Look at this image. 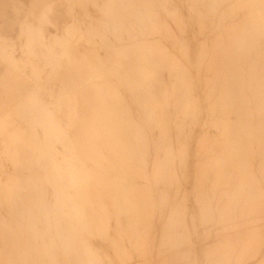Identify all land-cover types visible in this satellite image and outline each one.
I'll use <instances>...</instances> for the list:
<instances>
[{"label":"rangeland","instance_id":"obj_1","mask_svg":"<svg viewBox=\"0 0 264 264\" xmlns=\"http://www.w3.org/2000/svg\"><path fill=\"white\" fill-rule=\"evenodd\" d=\"M262 19L264 0H0V264H264ZM236 56L260 109L239 91L253 116L212 125Z\"/></svg>","mask_w":264,"mask_h":264},{"label":"bare ground","instance_id":"obj_2","mask_svg":"<svg viewBox=\"0 0 264 264\" xmlns=\"http://www.w3.org/2000/svg\"><path fill=\"white\" fill-rule=\"evenodd\" d=\"M150 3H151V2H150ZM262 21H264V19L259 20V24L262 25V26H264L263 24H261V23H264V22H262ZM256 22L258 23V21H256ZM260 25H259V26H260ZM252 26H253V25H252ZM252 26H251V27H252ZM258 28H259V27H258ZM249 29H250V28H249ZM253 31L256 32L257 30H256V31L253 30ZM263 32H264V31H263ZM263 32H262V33H263ZM249 33H250V32H249ZM257 33H258V31H257ZM257 33H256V35H257ZM262 33H260V36H261ZM262 35H263V34H262ZM239 36H240V34H239ZM239 36H237V37H239ZM261 37H263V36H261ZM239 39H240V38H239ZM239 39H238V40H239ZM240 40H241L242 42H241V43L239 42L240 44L238 45V48H239V52H242V54H243V53L245 52V48H246V46H245L243 40H242V39H240ZM251 40H253V39L251 38ZM237 43H238V42H236V45H237ZM228 45H229V44H228ZM244 47H245V48H244ZM226 48H227V47H226ZM235 48H236V47H235ZM235 48H234V50H235ZM238 48H237V49H238ZM227 49H228V48H227ZM246 49H247V48H246ZM228 50H229V49H228ZM226 51H227V50H226ZM226 51L224 50V53H225V54H226ZM232 51H233V49H232ZM235 51H236V50H235ZM235 51H233V52H235ZM229 52H230V51H228V53H229ZM247 52H248V50L246 51V53H247ZM203 53H204V52H203ZM228 53H227V54H228ZM225 54L223 55L224 57H226ZM236 54H237V53H236ZM243 55H244V54H243ZM223 56L221 55V57H223ZM243 57H244V56H243ZM241 58H242V57H241ZM218 59H219V57H218ZM238 59H239V58H237V56H236L233 60H232V58H231V60H227V58L222 59V60L225 61L226 64H229V66H228L227 68L230 69V71H232V72H231L232 75H230V71H228V70H226V71H227L226 73L229 72V74L224 73V74H226V75H230V77L232 76V77H231V81H232L233 83H232V86H231L230 88H231V89H232L233 87H236V88H234L235 90L233 89L234 92H232V90H230L232 93H230L229 97L227 96L228 99L230 98V105L233 106L232 109H231V108H230V105H228V107L230 108V113L228 114V117H227V118L225 117L226 115L222 112V109H223V108L221 107V105H220V107H221L222 109L219 107V104H223V103H221V102H222L221 99H220L221 102H220L219 100H217V101L219 102L218 105H217V104H214V103H216V101H213V102H214L213 104H214V105H217V106L219 107V110L221 109V112L218 111V113H219V114L221 113V115H219V117H218V116H217L218 113L216 112L217 115H216V114H215V115L217 116V117H216L217 119H215V117H213V119H215V121H212V122H211L212 125H216V124L218 123V120H221V119H222V120H228V121L230 122L231 118H233L234 121H236V120L238 121L241 117H242V119H243V117L245 118L247 115L249 116L250 111L247 110V109H248V106H246L247 104H246V103H242L243 105L241 106V101L239 102V98H240V100L242 99V100L244 101V99H245V97H246L247 101L250 103V106H253L254 109H255V107L258 108V105H259V104L257 105V103L260 102V99H259L256 95H254V87H253V85H252L253 82H252V84H251L252 86H251V87L249 86V87L247 88L248 91H246V87L242 86L244 80L242 81V79H241V78H242V75H241V73H240V72H241V69H242L241 66H239L238 68H237V66H234V67H233V65H234L235 62H237V63L240 62ZM212 60H213V59H211V61H212ZM222 60L220 59L219 62L221 63ZM226 60H227V61H226ZM234 60H236V61H234ZM240 60H241V59H240ZM263 60H264V59H263ZM231 62H232V63L234 62L233 65H232L233 68L230 67V63H231ZM242 62H243V58H242ZM244 62H245V61H244ZM232 63H231V64H232ZM235 64H236V63H235ZM219 65H220V64H219ZM221 65H222V64H221ZM169 66H170V65H169ZM244 68H245V67H244ZM210 69H211V68H210ZM212 70H213V69H212ZM214 70H215V69H214ZM210 72H211V71H210ZM222 72H223V71H222ZM247 72H248V71H247ZM212 73H213V71H212ZM214 73H215V72H214ZM208 74H211V73H208ZM215 74H216V73H215ZM217 74H218V73H217ZM217 74H216V75H217ZM219 74H220V73H219ZM184 75H185V74H184ZM212 75H213V74H212ZM206 76H207V75H206ZM217 76H218V75H217ZM220 76H221V75H220ZM258 76H259V75H258ZM184 77H185V76H184ZM218 77H219V76H218ZM225 77H226V76H224V78H225ZM230 77H229V78H230ZM249 77H250V76H249ZM175 78H176V77H175ZM206 78H208V77H206ZM229 78H228V80H229ZM247 78H248V77H247ZM166 79H167V78H166ZM166 79H165V80H166ZM210 79H212V78H210ZM216 79H217V78H216ZM226 79H227V78H226ZM254 79H255V78H254ZM207 80H209V79H207ZM207 80H205V81H207ZM218 80H220V79H218ZM224 80H225V79H224ZM228 80H227V81H228ZM247 80H248V79H247ZM263 80H264V79H263ZM175 81H176V79H175ZM216 81H217V80H216ZM216 81H215V82H216ZM222 81H223V80H222ZM249 81H250V80H249ZM256 81H257V80H256ZM162 82H163V81H162ZM228 82H229V84H230V80H229ZM220 83H221V81H220ZM220 83H219V84H220ZM222 83H223V82H222ZM225 83H226V82H225ZM262 83H263V82H262ZM257 84H258V83H257ZM257 84H256V85H257ZM225 85H226V84H225ZM227 85H228V84H227ZM244 85H245V83H244ZM213 86H214V85H213ZM214 87H215V86H214ZM227 87H228V86H227ZM256 87H257V86H256ZM181 88H182V87H181ZM209 88H210V87L208 86V89H209ZM212 88H213V87H212ZM82 89H83V87H82ZM185 89H186V88H185ZM191 89H192V88H191ZM205 89H207V88L205 87ZM213 89H214V88H213ZM223 89H224V86H223ZM223 89H222V90H223ZM225 89H226V88H225ZM227 89H228V88H227ZM227 89H226L225 92H224V93H226V95L229 94V92L227 91ZM236 89H239V90L237 91ZM252 89H253V91H252ZM257 89H258V88H257ZM211 90H212V89H211ZM85 91H86V90H85ZM215 91L217 92V86H216V90H214V92H215ZM239 91L242 92V95L245 93L244 96L246 95V92H249V96H250V97H247V95H246L245 97H242V96H241V92H239ZM261 91H262V90H261ZM219 92H220V91H219ZM186 93H187V92H186ZM210 93H213V92H210ZM224 93H223V94H224ZM197 94H198V93H197ZM206 94H207V93H206ZM215 94H216V93H215ZM259 94H260V92H259ZM83 95H85V94L83 93ZM86 95H87V94H86ZM103 95H104V94H103ZM207 95H208V94H207ZM253 95H254V96H253ZM81 96H82V95H81ZM96 96H97V95H96ZM205 96H206V95H205ZM205 96H204V98H205ZM252 96H253V97H252ZM87 97H88V96H87ZM211 97H212V95H211ZM214 97H215V96H214ZM214 97H212V98H214ZM216 97H217V96H216ZM218 97H219V96H218ZM220 98H221V97H220ZM222 98H223V97H222ZM225 98H226V97H225ZM210 99H211V98H210ZM216 99H217V98H216ZM216 99H214V100H216ZM263 99H264V98H263ZM80 100H81V99H80ZM207 100H208V99H207ZM223 100H224V99H223ZM84 101H85V100H84ZM205 101H206V100H205ZM96 102H97V101H96ZM208 102H209V101H208ZM210 102H211V101H210ZM210 102H209V103H210ZM218 102H217V103H218ZM86 103H87V101H86ZM93 103H94V102H93ZM196 103H198V102H196ZM206 103H207V102H206ZM255 103H256V104H255ZM81 104H82V103H81ZM88 104H89V103H88ZM173 104H174V103H173ZM245 104H246V105H245ZM95 105H96V104H95ZM214 105H213V107H214ZM244 105L247 107V109H245V106H244ZM207 106H208V103H207L206 107H207ZM209 106H210V105H209ZM222 106H224V105H222ZM250 106H249V107H250ZM82 107H83V106H82ZM86 107H87V106H86ZM194 107H195V106H194ZM200 107H201V105H200ZM211 107H212V106H211ZM213 107H212V109H213ZM225 107H226V106H225ZM104 108H105V107H104ZM111 108H112V107H111ZM195 108H196V107H195ZM197 108H198V107H197ZM207 108L209 109L210 107H207ZM207 108H206V109H207ZM83 109H84V108H83ZM85 109H87V108H85ZM214 109H215V108H214ZM216 109H218V108H216ZM249 109H251V107H250ZM252 109H253V108H252ZM254 109H253V110H254ZM258 109H260V108H258ZM258 109H257V110H258ZM198 110H199V109H198ZM226 110H227V109H226ZM245 110H246V111H245ZM207 111H208V110H207ZM207 111L205 110L206 113H207ZM211 111H213V110H211ZM211 111H210V109H209L208 113H210ZM254 111H255V113H256V110H254ZM254 111H253V112H254ZM258 111H259V110H258ZM225 112H226V111H225ZM228 112H229V110H228ZM248 112H249V113H248ZM251 112H252V111H251ZM197 113H198V112H197ZM214 113H215V111H214ZM255 113H253V114H255ZM199 114H200V113H199ZM222 114H224L225 116L223 117ZM226 114H227V113H226ZM232 114H233V115H232ZM250 114H251V113H250ZM257 114H258V113H257ZM209 115H210V114H209ZM251 115H252V114H251ZM251 115H250L249 118H251ZM259 115H260V114H259ZM197 116H198V115H197ZM210 116H211V115H210ZM210 116H209V117H210ZM252 116H253V115H252ZM254 116H255V115H254ZM207 117H208V116H207ZM255 117H256V116H255ZM260 117H261V116H260ZM225 118H226V119H225ZM247 118H248V117H247ZM253 118H254V117H253ZM205 119H206V118H205ZM208 119H210V118H208ZM211 119H212V116H211ZM211 119H210V121H211ZM254 119L256 120V118H254ZM254 119H253V120H254ZM255 120H254L253 122L251 121L252 123L249 122L248 124H249V125H256V126H257V125L259 124V122H257L258 120H257V121H255ZM232 121H233V120H232ZM248 121H249V119H248ZM248 121H247V122H248ZM221 122H222V121H221ZM96 123H97V122H96ZM103 123H104V122H103ZM237 123L239 124V121H238ZM204 124H206V123H204ZM229 124H230V123H229ZM240 124L242 125L243 123L240 122ZM206 125H207V124H206ZM101 126H102V125H101ZM104 126H105V125H104ZM233 126H234V125H233ZM246 126H247V125H246ZM259 126H260V125H259ZM235 127H236V125H235ZM260 127H261V126H260ZM210 128H211V127H210ZM214 128H215V127H213V129H214ZM240 128H241V127H240ZM204 129H205V128H204ZM211 129H212V128H211ZM233 129H234V128H233ZM241 129H242V128H241ZM251 129H252V128H251ZM214 130H215V129H214ZM214 130H213V131H214ZM234 130H235V129H234ZM237 130H238V132H239V128H238V127H237ZM106 131H107V130H106ZM232 131H233V130H232ZM242 131H243V130H242ZM204 132H205V131H204ZM204 132H203V133H204ZM216 132H217V131H216ZM236 132H237V131L235 130V133H236ZM205 133H207V131H206ZM217 133H218V132H217ZM259 133H260V132H259ZM207 134H209V132H208ZM214 134H215V133H214ZM98 135H99V134H98ZM156 136H157V135H156ZM204 136H205V134H204ZM208 136H209V135H208ZM220 136H221V134H220ZM225 136H226V135H225ZM227 136H229V135L227 134ZM248 136H249V135H248ZM216 137H217V134H216ZM221 137H223V136H221ZM241 137H242V136H241ZM241 137H239L240 140H243V139H241ZM228 138H229V137H228ZM231 138H232V137H231ZM220 139H221V138H220ZM222 139H223V138H222ZM251 139H252V138H251ZM217 140H218V139H217ZM238 140H239V139H238ZM225 141H226V140H225ZM228 141H229V140H228ZM222 142H223V141H222ZM239 142H240V141H239ZM241 142H242V141H241ZM110 143H111V142H110ZM144 143H145V142H144ZM252 143H253V142H252ZM226 144H227V143H226ZM106 145H107V144H106ZM144 145H145V144H144ZM210 145H211V143H210ZM213 145H214V144H213ZM252 145H253V144H252ZM207 146H208V145H207ZM216 146H217V145H216ZM231 146H232V144H229V143H228L227 145H225V146L221 145V146H220V149H218V150H219L218 155H219V154H220V155H224L225 158H226L227 156H228V157H231V158H234V159L239 158V157H240V156H239L240 154L238 153V150H235V148H232ZM124 147H125V146H124ZM248 147H249V146H248ZM86 148H87V147H86ZM205 148H206V147H205ZM197 149H198V148H197ZM214 149H215V148H214ZM111 150H112V149H111ZM216 150H217V149H216ZM252 150H253V149H252ZM186 151H187V150L185 149V152H186ZM211 151H212V149H211ZM202 152H203V151H202ZM204 152H205V151H204ZM207 152H209V151H207ZM216 152H217V151H216ZM216 152L214 151V153H216ZM182 153H183V152H182ZM182 153H181V154H182ZM197 153H198V152H197ZM199 153H200V152H199ZM209 153H210V152H209ZM185 154H186V153H185ZM205 154H206V153H205ZM205 154H204V155H205ZM210 154H211V153H210ZM212 154H213V152H212ZM258 154H259V153H258ZM186 155H188V154H186ZM206 155H207V154H206ZM206 155H205V156H206ZM215 155H217V153H216ZM218 155H217V156H218ZM197 156H198V155H197ZM202 156H203V155H202ZM205 156H203L204 159H205ZM208 156H210V155H208ZM211 156H213V155H211ZM250 156H251V155H250ZM155 157H156V156H155ZM195 157H196V156H195ZM198 157H199V156H198ZM222 157H223V156H222ZM222 157H221V158H222ZM248 157H249V156H248ZM261 157H262V156H261ZM189 158H190V157H189ZM212 158H213V157H211V159H212ZM225 158H224V159H225ZM245 158H246V157H245ZM254 158H255V157H254ZM170 159H171V158H170ZM178 159H179V158H178ZM202 159H203V158H202ZM202 159H201V160H202ZM206 159H207V158H206ZM213 159H215V157H214ZM228 159H229V158H228ZM127 160H128V159H127ZM186 160H187V158H186ZM199 160H200V159H199ZM199 160H198V161H199ZM207 160H208V159H207ZM226 160H227V158H226ZM257 160H258V159H257ZM234 161H235V160H234ZM196 162H197V161H196ZM200 162H201V161H200ZM205 162L207 163V161H204V165H206ZM209 162H210V160H209ZM212 162H214V161L212 160ZM212 162H211V163H212ZM230 162H231V161L228 160V161L226 162V164H230ZM143 163H144V162H143ZM201 163H202V162H201ZM201 163H200V164L197 163V164H198V165H201ZM223 163H224V162H223ZM231 163H232V162H231ZM207 164H208V163H207ZM194 165L197 166L196 164H194ZM202 165H203V164H202ZM239 165H240V164H239ZM147 166H148V165H147ZM206 166H207V165H206ZM206 166H205V167H206ZM208 166H209V165H208ZM211 166H212V165H211ZM211 166H210V167H211ZM127 167H128V166H127ZM186 167H188L187 164H186ZM197 167L199 168V167H201V166H197ZM197 167H196V168H197ZM205 167H204V168H205ZM212 167H213V166H212ZM212 167H211V169L214 168V167H213V168H212ZM223 167H224V166H223ZM223 167H222V168H223ZM228 167H229V165H227V166L225 165V168H227L226 171L230 172V169H228ZM102 168H103V167H102ZM231 168H232V167H231ZM194 169H195V168H194ZM194 169H193V170H194ZM207 169L209 170V167H207ZM214 169H215V168H214ZM188 170H189V169H188ZM198 170H199V169H198ZM198 170H197V171H198ZM205 170H206V169H205ZM205 170H204V171H205ZM218 170H222V171H224V170L221 169V168L218 169ZM199 171H201V168H200ZM199 171H198V172H199ZM222 171H221V172H222ZM252 171H253V170H252ZM209 172H211V171H209ZM209 172H207L208 175H209ZM213 172L216 173L217 171L214 170ZM213 172H212V174H215V173H213ZM218 172L221 173L220 171H218ZM224 172H225V171H224ZM106 173H107V172H106ZM205 173H206V171H205ZM205 173H203V170H202L200 175L202 176V174H205ZM219 173H217V174L214 175L213 180H214V182H215L216 184H218V185L221 186L223 189H225V191H222L223 189L220 187V188L222 189V190H221L222 192H227V190L230 189V186H232L231 184H232V180H233V177H232L233 174H232L231 172H230V173H231L232 175H230L229 173H228V174L225 173V175H224V177H223V176H222V173H223V172H222L221 174H219ZM252 173H253V172H252ZM212 174H211V175H212ZM223 174H224V173H223ZM217 175L220 176L219 179L216 178ZM248 175H249V174H248ZM196 176H198V175H196ZM201 176H200V177H201ZM209 176H210V175H209ZM230 176H231V177H230ZM251 176H252V175H251ZM258 176H259V175H258ZM198 177H199V176H198ZM205 178H209V177L207 176V177H205ZM170 179H171V178H170ZM198 179H199V178H198ZM210 179H212V178H210ZM263 179H264V178H263ZM177 180H178V179H177ZM203 180H204V178H203ZM213 180H212V181L210 180V181L213 182ZM201 181H202V180H201ZM175 182H176V181H175ZM197 182H198L197 184H199V181H197ZM208 182H209V180H208ZM250 182L252 183V181H250ZM253 182H254V181H253ZM194 184H195V183H194ZM200 184H202V183H200ZM210 184H211V183H210ZM213 184H214V183H213ZM187 185H188V184H187ZM205 185H206V183H205ZM211 185H212V184H211ZM218 185H217V186H218ZM202 186H203V184H202ZM202 186H201V187H202ZM214 186H215V185H214ZM214 186H213V187H214ZM209 187H210V186H208V189H209ZM213 187L211 188L212 190H213ZM194 188H195V186H194ZM197 188L199 189V187H197ZM203 188H205V187H203ZM206 188H207V186H206ZM206 188H205V190H206ZM217 188L219 189V187H217ZM217 188H215V189H217ZM234 188H235V187H234ZM251 188H252V190H253V191H252V194H257L255 190H257V188L259 189V187L256 186V183H253V184L251 185ZM251 188H250V189H251ZM200 189H202V188H200ZM218 189H217L216 191H218ZM232 189H233V188H232ZM260 189H261V188H260ZM234 190H235V189H234ZM202 191H203V189H202ZM207 191H208V190H207ZM209 191H210V190H209ZM209 191H208V192H209ZM244 191H245V190H244ZM196 192H198V194H200V193H199L200 191H197V190H196ZM196 192H194V193L197 194ZM210 192H211V191H210ZM189 193H190V192H189ZM206 193H207V192H206ZM206 193H204V194H206ZM232 193H234V192H232ZM141 194H142V193H141ZM198 194H197V195H198ZM201 194L204 195L203 192H202ZM210 194H211V193H210ZM214 194H215V192H214ZM227 194H228V193H227ZM227 194H225V195L222 194V195H223V196H226ZM234 194H235V193H234ZM250 194H251V193H250ZM197 195H196V196H197ZM202 195H201V196H202ZM207 195L209 196V194H207ZM211 195H212V194H211ZM216 195H217V194H216ZM220 195H221V194H220ZM228 195H229V194H228ZM230 195H232V194H230ZM230 195H229V197H230ZM190 196H191V194H190ZM196 196H195V197H196ZM208 196L205 198V199H207L206 201H208ZM240 196H241V195H240ZM243 196H244V195H243ZM199 197H200V195H199ZM199 197H198V200H200V198H201V197H200V198H199ZM202 197H203V196H202ZM210 197H211V196H210ZM210 197H209V198H210ZM219 197H220V196H219ZM221 197H222V196H221ZM226 197H228V196H226ZM254 197H255V196H254ZM215 198H216V197H215ZM235 198H237V197H235ZM241 198H242V197H241ZM241 198H240V199H241ZM185 199H186V198H185ZM216 199H217V198H216ZM216 199H214V200L216 201ZM225 199H226V198H225ZM238 199H239V198H238ZM195 200H196V198H195ZM198 200H197V201H198ZM201 200H203V202H200V203L203 204V203H204V199H201ZM211 200H213V199L211 198ZM214 200H213V201H214ZM219 200H221V198H220ZM219 200H218V201H219ZM235 200H236V199H235ZM208 202H209V201H208ZM224 202H225V200H224ZM237 202H239V201H237ZM197 203H198V202H197ZM212 203H213V202H212ZM212 203H211V205H212ZM198 204H199V203H198ZM204 204H205V203H204ZM204 204H203V205H204ZM222 204H223V203H222ZM214 205H215V204H214ZM236 205H237V204H236ZM200 206H201V204H200ZM200 206H199V207H200ZM204 206H205V205H204ZM204 206H203V207H204ZM206 206H207V205H206ZM237 206H238V205H237ZM250 206H251V205H250ZM203 207H201V208H203ZM207 207H208V206H207ZM217 207H218V206H217ZM220 207H221V206H220ZM239 207H240V206H239ZM152 208H153V207H152ZM204 208H205V207H204ZM204 208H203L202 210H204ZM211 208H212V207H211ZM211 208H210V209H211ZM213 208H214V207H213ZM215 208H216V207H215ZM198 209H199V208H198ZM210 209H207V211H206V210H205V211L209 213L208 210H210ZM226 209H227V208H226ZM234 209H235V208H234ZM263 209H264V208H263ZM212 210H213V209H212ZM212 210H211V211H212ZM221 210H223V208H221ZM255 210H256V209H255ZM227 211H228V210H227ZM227 211L225 210L224 213H226ZM238 211H239V210H238ZM212 212H213V211H212ZM243 212H244V211H243ZM245 212H246V211H245ZM217 213H220V212L218 211V212H216V213H214V214L217 215ZM221 213H223V212H221ZM247 213H248V212H247ZM202 214L204 215V213H202ZM202 214H201V215H202ZM209 214H210V213H209ZM211 214H212V215H211L210 217L212 218L213 213H211ZM31 215H32V214H31ZM207 215H208V214H207ZM207 215H206V216H207ZM218 215H220V214H218ZM228 215H229V214H228ZM228 215H227V216H228ZM249 215H250V214H249ZM206 216H205V218H206ZM190 217H192V216H190ZM200 217L202 218V216H200ZM208 217H209V216H208ZM208 217H207V218H208ZM213 217H215V216H213ZM216 217H217V216H216ZM219 217H220V216H219ZM221 217H222V216H221ZM228 217H229V216H228ZM257 217H258V216H257ZM207 218H206V219H207ZM217 218H218V217H217ZM217 218H215V219H217ZM255 218H256V217H255ZM209 219H210V218H209ZM220 219H222V221H223L224 218L222 217V218H220ZM152 220H153V219H152ZM183 220H184V219H183ZM202 220H203V218H202ZM204 220H205V219H204ZM211 220H212V219H211ZM211 220H210V221H211ZM217 220H218V219H217ZM226 220H227V219H226ZM228 220H229V219H228ZM231 220H232V219H231ZM242 220H243V219H242ZM251 220H252V219H251ZM210 221H208V222L210 223ZM212 221H213V220H212ZM212 221H211V223H213ZM219 221H220V220H219ZM205 222H206V221H205ZM215 222H216V221H215ZM225 222H226V221H225ZM227 222H228V221H227ZM243 222H244V221H243ZM251 222H253V221H251ZM217 223H220V222L217 221ZM222 223H223V222H222ZM259 223H260V222H259ZM213 224H214V223H213ZM213 224H212V225H213ZM215 224H216V223H215ZM224 224H225V223H224ZM229 224H230V223H229ZM244 224H245V222H244ZM246 224H247V223H246ZM251 224H252V223H251ZM150 225H151V224H150ZM206 225H208V224H206ZM212 225H211V226H212ZM220 225H221V224H220ZM249 225H250V224H249ZM228 226H229V225H228ZM256 226H257V225H256ZM202 227H203V225H202ZM212 228H214V227H211V228L207 231V233L211 234V233H212V230H211ZM231 228H232V227H231ZM241 228H242V227H241ZM249 228H250V227H249ZM256 228H257V227H256ZM216 229H217V228H216ZM232 229H233V228H232ZM235 229H236V228H235ZM253 229H254V228H253ZM20 230H21V229H20ZM161 230H162V229H161ZM213 231H214V230H213ZM240 231H241V230H240ZM260 231H261V230H260ZM232 232H233V231H232ZM245 232H246V230H245ZM207 233H205V234H207ZM216 233H217V232H216ZM209 234H207V235H209ZM240 234H241V233H240ZM188 235H189V234H188ZM207 235H206V236H207ZM260 235H261V234H260ZM75 236H76V235H75ZM201 236H202V235H201ZM201 236H200V237H201ZM154 237H155V236H154ZM190 237H191V236H190ZM207 237H208V236H207ZM221 237H222V236H221ZM239 237H240V236H239ZM246 237H247V236H245V239H246ZM180 238H181V237H180ZM201 238H202V237H201ZM27 239H28V238H27ZM171 239H172V238H171ZM171 239H170V240H171ZM230 239H231V238H230ZM233 239H234V238H233ZM236 239H237V237H236ZM24 240H25V239H24ZM239 240H240V238H239ZM241 240H242V239H241ZM260 240H261V239H260ZM190 241H191V240H190ZM263 241H264V240H263ZM193 242H194V241H193ZM235 242H236V241H235ZM256 242H257V241H256ZM259 242H260V241H259ZM237 243H238V242H237ZM256 244H257V243H256ZM225 245H226V243H225ZM244 245H245V244H244ZM216 246H217V245H216ZM226 246H227V245H226ZM236 246H237V245H236ZM249 246H250V245H249ZM211 247H212V246H211ZM213 247H214V246H213ZM221 247H222V246H221ZM250 247H251V246H250ZM198 248H199V247H198ZM208 248H209V247H208ZM218 248H220V247L218 246ZM225 248H226V247H225ZM238 248H239V246H238ZM243 248H244V247H243ZM254 248H255V247H254ZM254 248H253V249H254ZM27 249H28V248H27ZM194 249H195V248H194ZM199 249H200V248H199ZM209 249H210V248H209ZM233 249H234V248H233ZM251 249H252V247H251ZM203 250H204V249H203ZM218 250H219V249H218ZM196 251H197V249H196ZM236 251H237V250H236ZM238 251H239V250H238ZM249 251H250V250H249ZM254 251H255V250H254ZM69 252H70V251H69ZM203 252H204V251H203ZM216 253H217V252H216ZM220 253H221V252H220ZM231 253H232V252H231ZM233 253H234V252H233ZM241 253H242V252H241ZM248 253H249V252H248ZM248 253H247V254H248ZM254 253H255V252H254ZM254 253H253V255H254ZM207 254H208V253H207ZM214 254H215V253H214ZM218 254H219V253H218ZM250 254H251V253H250ZM16 255H17V254H16ZM237 255H238V254H237ZM68 256H69V255H68ZM205 256H206V255H205ZM233 256H235V255H233ZM251 256H252V255H251ZM59 257H60V256H59ZM224 257H225V256H224ZM241 257H243V256L241 255ZM254 257H255V256H254ZM193 258H194V257H193ZM221 258H222V257H221ZM227 258H228V257H227ZM34 259H35V258H34ZM67 259H68V258H67ZM216 259H217V258H216ZM218 259H219V257H218ZM253 259H254V258H252V260H253ZM60 260H61V259H60ZM162 260H163V259H162ZM210 260H211V259H210ZM214 260H215V259H214ZM224 260H227V259L224 258ZM228 260H229V259H228ZM228 260H227V261H228ZM231 260H232V259H231ZM239 261H240V260H239ZM32 262H33V261H32ZM191 262H192V261H191ZM193 262H194V261H193ZM215 262H216V261H215ZM221 262H223V261H221ZM234 262H235V261H234ZM241 262H242V261H241ZM60 263H61V262H60ZM169 263H170V262H169ZM198 263H199V262H198ZM213 263H214V262H213ZM217 263H219V262H217ZM210 264H211V263H210ZM244 264H245V263H244Z\"/></svg>","mask_w":264,"mask_h":264},{"label":"crops","instance_id":"obj_3","mask_svg":"<svg viewBox=\"0 0 264 264\" xmlns=\"http://www.w3.org/2000/svg\"><path fill=\"white\" fill-rule=\"evenodd\" d=\"M164 79H165V78H164ZM167 82H168V81H167ZM168 85H170V83L167 84V87H169ZM163 89H165V88H163ZM232 92H234V90H233ZM232 92H230V93H232ZM188 167H189V166H188ZM212 168H213V167H212ZM228 168H230V169H231V173H233L232 168H231V167H228ZM221 169H223V170L225 171V173H227V174L230 173V172L226 171L227 168H221ZM210 170H211V172H209V171H208V172L212 174V172H213L214 170L211 169V168H210ZM216 171H217L216 173H219V172H218L219 170H218L217 168H216ZM221 171H222V170H221ZM221 171H220V172H221ZM224 171H222V172L224 173ZM222 172H221V173H222ZM213 173H215V172H213ZM195 227H196V230H198V227H202V226H201L200 223H199V224H196ZM209 229H210V228H209ZM204 231H207V228H206V227H202V232H204ZM202 232H201V233H202Z\"/></svg>","mask_w":264,"mask_h":264}]
</instances>
